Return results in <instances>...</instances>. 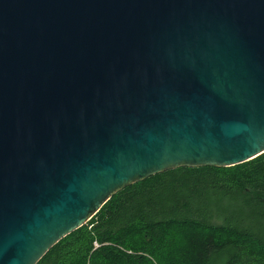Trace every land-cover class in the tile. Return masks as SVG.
I'll use <instances>...</instances> for the list:
<instances>
[{
    "label": "water",
    "instance_id": "95a60500",
    "mask_svg": "<svg viewBox=\"0 0 264 264\" xmlns=\"http://www.w3.org/2000/svg\"><path fill=\"white\" fill-rule=\"evenodd\" d=\"M264 153V0H0V264L118 191Z\"/></svg>",
    "mask_w": 264,
    "mask_h": 264
},
{
    "label": "trees",
    "instance_id": "16d2710c",
    "mask_svg": "<svg viewBox=\"0 0 264 264\" xmlns=\"http://www.w3.org/2000/svg\"><path fill=\"white\" fill-rule=\"evenodd\" d=\"M36 264H264V153L131 184Z\"/></svg>",
    "mask_w": 264,
    "mask_h": 264
}]
</instances>
